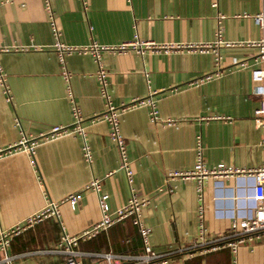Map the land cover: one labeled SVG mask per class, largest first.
I'll return each instance as SVG.
<instances>
[{"label":"crops","instance_id":"obj_1","mask_svg":"<svg viewBox=\"0 0 264 264\" xmlns=\"http://www.w3.org/2000/svg\"><path fill=\"white\" fill-rule=\"evenodd\" d=\"M0 1V48L7 49L0 51V68L10 94L6 101L0 88V232L20 227L0 248V264L6 257L13 264H60L63 256L56 249L61 234L75 236L99 219L91 191H82L74 209L60 201L98 179L113 210L127 200L128 185L117 168L118 154L107 124L102 119L89 121L102 112L103 101L96 66L88 54L69 55L65 64L91 161L83 160L78 135L40 138L52 126L71 123L48 13L43 0ZM48 2L60 41L66 45L117 43L137 35L166 48L141 55L133 51L101 55L114 105L151 94L158 117L176 121L171 126L152 123L143 106L126 109L119 117L134 191L148 198L141 220L150 230L151 250L162 256L159 264H264L263 242H245L235 252L224 244L189 251L197 244L194 180H173L172 191L162 187L167 171L192 167L198 138L206 168L218 163L244 170L264 165V127L254 114L264 102V78L255 82L251 77V70L264 68V62H255L257 48L246 45L264 35L252 19L262 0H86L85 9L78 0ZM217 13L223 15L221 43L215 46L218 64L211 51H200L201 45L215 40ZM257 117L264 119V114ZM22 135L36 140L32 155L22 150L3 152ZM223 184L216 201L213 179L204 182L208 240L230 232L229 220L216 213L215 206L235 211L240 204L226 198L233 191V180L224 179ZM234 193L246 195L251 190ZM48 200L57 203V216L24 226L23 220ZM77 250L81 264H105L93 254L138 255L141 242L130 220H124L78 243ZM111 264L129 263L117 258Z\"/></svg>","mask_w":264,"mask_h":264},{"label":"built area","instance_id":"obj_2","mask_svg":"<svg viewBox=\"0 0 264 264\" xmlns=\"http://www.w3.org/2000/svg\"><path fill=\"white\" fill-rule=\"evenodd\" d=\"M7 1V0H5ZM23 1V0H22ZM83 9L86 8V0H78ZM1 3V1H0ZM44 8L48 13V25L50 28L51 35L53 37L52 49L56 55L59 69L60 77L64 83L65 98L69 105L71 123L65 126L55 125L48 129L44 134L40 135L43 140L53 139L56 137L64 135H78L81 139V155L84 161H91V153L89 146L85 139L84 128L81 126L83 117L80 113V109L75 101V97L72 93L70 86V72L66 68L65 58L72 54H88L92 61L94 62L96 69L94 71L95 79L98 81L99 89L98 95L103 101L102 112L89 121H95L96 119H102L108 126V137L114 143L116 151L118 154V165L117 168L123 172L128 185V198L124 204L110 210L106 193L100 191V181L98 179H92L87 184H85L81 191H76L66 195L60 202H67L71 209H74L76 204L81 198L82 191H91L95 193L97 206L99 210V219L97 222L92 224L90 227L84 229L75 236H68L64 233L61 234L59 238V243L57 244L56 252L63 256V260L60 264H81L79 258L81 256L80 252L77 250L78 243L87 242L95 238L100 232L106 231L117 223L130 220L133 227L136 228L138 237L141 242V252L138 255H111V254H93L94 257L101 258L105 264H111L113 259H121L129 264H159L162 263V256L155 254L148 242L149 228L143 225L141 210L148 204V198L145 195H137L134 191L132 185V173L129 169L125 141L120 133L119 128V117L123 111L126 109H132L134 107H147L148 119L150 122H161L165 126H171L176 123L172 119H160L157 114V109L155 107L154 100L151 98V94L143 98L131 99L128 103H121L119 105H114L112 103L110 93L108 90V85L106 81V72L102 66L101 55L102 53L110 54H122L129 51H133L138 54H143L145 51H160L161 49L166 50L163 45L157 44L153 41L140 40L137 35L130 40L120 41L117 43H98L96 41H90L85 45L74 46L66 45L60 41V32L56 28L53 13L51 11L48 0H43ZM212 6H216V3H212ZM223 15L220 13L216 14V29L214 32L215 40L212 43L201 45L200 51L206 52L211 51L215 56V63L218 64L220 60V55L215 50V46L221 43V31H222V21ZM253 22L258 25L264 31V0H262L261 10L253 15ZM225 46L232 45L230 43H223ZM247 46L256 47L258 50V56L254 59L258 64L264 62V35L254 41L246 43ZM173 47V45H170ZM7 49L0 48V51H5ZM144 76L147 78V74L144 72ZM209 76L200 77L194 83H200L206 80ZM252 80L255 82H260L264 78V68L259 66L258 68L251 70ZM0 88L5 96L6 101H10L9 88L6 83V77L2 69L0 68ZM258 93H262L259 87L257 88ZM256 115L255 121L259 126L264 127V119H260L257 116L264 114V102L262 101L260 107L254 111ZM217 119H224L220 116H216ZM226 119V118H225ZM227 120V119H226ZM264 143V140L262 141ZM36 145L35 139H28L25 135H22L18 142L4 150L3 152L10 153L15 150H22L32 155L33 149ZM195 154L194 163L192 167L188 170H170L165 173L164 181L162 187L166 191H172L174 185L172 181L176 179L186 180L191 178L194 180V189L196 195V221H197V234L196 240L197 244L189 249L191 250H205V248L210 247L218 242L226 241L224 245H227L232 252H235L236 248L246 243L251 242H263L264 243V165L255 169H231L225 167L223 164L218 163L211 168H206L202 162L201 155V142L198 138L195 144ZM213 179V187L215 190L214 199L218 201L220 198L221 189H224L223 180L232 179L233 180V191L228 197H226L231 202L240 203L237 210L233 211L227 207L224 211L218 209L215 206L214 211L216 213H221L222 216L229 220V235L224 238H218L214 240H208L207 229L204 225L203 219V206H202V193L204 182L207 179ZM250 189L251 193L240 195L234 193L237 189ZM57 203L48 200L47 203L38 211L27 216L23 220V225H31L38 222L47 216H57ZM20 229L19 226H15L7 231L0 232V248H5L10 236L15 234ZM223 245V244H222ZM220 246V245H219ZM217 247V246H215ZM4 264H13L10 258H5L3 260Z\"/></svg>","mask_w":264,"mask_h":264},{"label":"trees","instance_id":"obj_3","mask_svg":"<svg viewBox=\"0 0 264 264\" xmlns=\"http://www.w3.org/2000/svg\"><path fill=\"white\" fill-rule=\"evenodd\" d=\"M226 241H230V240H225V241H222V242H218V243H216V244L211 245L210 247H215V246L222 245V244H224ZM205 249H206V248H205ZM207 249H208V248H207Z\"/></svg>","mask_w":264,"mask_h":264}]
</instances>
